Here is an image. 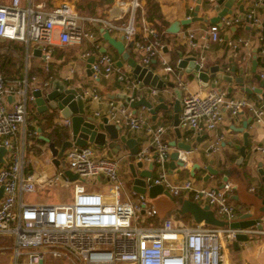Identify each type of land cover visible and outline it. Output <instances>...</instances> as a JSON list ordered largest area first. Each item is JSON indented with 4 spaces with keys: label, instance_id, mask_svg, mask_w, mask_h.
<instances>
[{
    "label": "built area",
    "instance_id": "2783aa9c",
    "mask_svg": "<svg viewBox=\"0 0 264 264\" xmlns=\"http://www.w3.org/2000/svg\"><path fill=\"white\" fill-rule=\"evenodd\" d=\"M138 1L131 0L133 9L138 6ZM210 1L217 3L218 0ZM255 1L260 4L264 0ZM249 17L254 28L262 27L264 20L257 16ZM83 20L95 19L79 16L74 4L67 0H57L52 6H47L45 2L34 3V0H0V39L17 40L25 44V72L28 70L31 47L41 45L44 59H50L55 32L61 45L72 40H87L97 47L94 33L81 27ZM240 20L238 14L223 16L220 25L210 26V39L221 41L220 26L228 29ZM106 26L108 29L122 30L123 41L132 42L144 66L149 65L161 51L159 31L153 26H147L140 39H134L132 22L122 28L110 22H106ZM259 40L262 42L259 52L264 56V36L260 35ZM228 42L230 45L231 42ZM189 44L196 46L193 34L189 35ZM244 44L248 45V40ZM90 56L89 50L82 53L83 58ZM162 65L164 72L172 70L166 61ZM90 70L94 79L117 73L118 81L128 89L134 84L130 76L118 72L114 59L108 53L94 57ZM260 76L263 77L264 72ZM11 91L18 98L13 108L8 110L5 97ZM150 93L158 95L156 89H151ZM81 96L91 101L101 100L99 90L94 86L84 89ZM30 101H33V96L27 92L26 78L18 83L17 88H9L0 72V147L6 149L5 162L0 165V186L4 187L0 199V234L13 237L10 247L12 264H44L46 254L60 257L64 256L65 251L82 259L85 264H223L222 249L226 239H235L237 233H252L251 228L223 229L220 226L222 216L227 222L239 217L230 201L231 183L225 181L221 188L213 189L197 187L191 178L181 182H173L169 178L166 161L171 148L163 138L166 130L163 126L147 128L155 158L151 157L150 149L145 147L134 156L133 162H152L151 170L156 175L146 178L150 182L149 186L161 184L173 197L187 192L192 201L209 205L217 219L216 225L196 223L191 226L178 223L171 216L164 217L159 225H137V222H145L158 215L156 208L151 206L148 209L150 200L147 195L133 190L126 191L123 199L118 174L124 157L107 158L89 144L72 145L64 152L69 160V173L75 175L74 178L65 175L62 170L50 175L27 173L30 160L25 157V145L23 141L21 145L14 141L20 128L26 127ZM223 108L230 116H237L248 108L254 123H263L264 106L256 108L245 99L225 98L219 91H203L196 87L187 89L180 98L178 128L192 130L197 135L213 133ZM95 116L102 115L96 111ZM104 116L109 122L130 131L145 126L143 116L132 114L125 106L114 101L108 102ZM62 120L58 124L63 127L71 124L69 119ZM256 151L264 154V145H257ZM179 158L183 161L182 168H186V152L179 151ZM45 161L52 163L50 153ZM99 173L105 175L109 184L99 191L88 189L87 181ZM60 184L73 187L72 200L68 203L36 204L23 199L34 193L38 185L52 187Z\"/></svg>",
    "mask_w": 264,
    "mask_h": 264
},
{
    "label": "crops",
    "instance_id": "0c3cea01",
    "mask_svg": "<svg viewBox=\"0 0 264 264\" xmlns=\"http://www.w3.org/2000/svg\"><path fill=\"white\" fill-rule=\"evenodd\" d=\"M138 3V6L133 9L131 0H103L102 7L99 9L97 8L96 11L92 12L93 14L91 12L80 14L77 6H74L79 16L95 19L93 21L83 20L81 27L86 31L94 33L97 47L93 46V44L87 40H72L68 44L61 45L59 44L57 35V37H53L54 44L51 45L50 59L45 63L40 62L39 65V61L37 63L36 58L42 57L34 56L33 49L36 47H31L27 60L28 70L25 72L23 68L22 77L15 79V81H11L7 86L9 88H17L18 83L25 78L27 79V92L29 94H31L32 89L46 87L56 78L76 88L80 94L87 87L94 86L99 90L101 100L98 102L82 98L86 99L84 105L87 112L97 120L102 119L104 112L108 108L109 101H114L119 105L123 103L122 99L112 97L116 93L127 92L132 94L135 99L144 97L152 101L154 106L159 103V95L164 97V102H172L175 99L173 87H178L181 91V97L186 93L187 89L199 87L203 91H219L225 98L245 99L256 108L264 106L263 98L257 93L247 94L238 90H236V92L230 90V88L234 86V79L239 77L241 73L246 81H250L255 87L259 86V82L252 77V61L253 51L256 50V73L261 74L264 72V56L260 55L259 52L262 46L259 36H264V31H259L252 26L249 15L257 16L264 20V5H262V3L256 4L255 0H246L243 12L239 10L237 4H234L231 15L238 14L241 20L238 24L230 26L228 29L220 26L219 33L222 40L218 42H214L210 39L209 28L212 24L220 25V21L219 23L211 22L210 19L217 15L222 5L219 6L217 3H213L210 0H139ZM196 7H198L197 10ZM195 13L201 20L183 26L178 33H169L166 31L171 23L187 19L188 17L191 18ZM106 22H110L119 28L125 27L132 22L135 28L134 39L142 38L147 26L155 27L159 31L162 47L160 49L161 51L147 66L151 68L154 73L158 74L164 82L172 81L173 86H167L160 90L148 85L139 88L134 82L135 85H130L128 89L124 83L118 81L116 77L117 73H113L109 77H100L98 79H94L87 75L86 60L89 57L83 58L82 53L89 50L90 55L93 57H97L101 53L110 54L115 61L116 67L119 69L118 72L133 78L131 69L125 61V57L119 54L108 41L103 39V33L100 29L103 28L104 30H108L111 37L122 41L123 32L121 29H108ZM190 34L194 35V40L196 41L195 47L189 44ZM246 40H248V45L244 44ZM228 41L231 42L230 45ZM123 42L125 45V52L127 53L126 57L140 62V55L135 51L132 42ZM102 49H105V51L103 52ZM179 51L183 53V57L195 54L198 55V61H201L203 66L206 65V67L204 66L206 71H209L210 67L216 66L217 72L210 74V78L205 85L201 84V81L195 74H187L184 69L177 67ZM119 61L122 62L121 66L117 64ZM163 61H166L172 68L170 72H164L162 65ZM34 67H36V69L39 67L42 71L33 70ZM47 74L48 78L46 77ZM261 78H264V76ZM151 89H156L158 91V96L151 94ZM17 98L14 91L6 95L5 106L8 110L13 108ZM29 105L33 108L31 109L30 121L26 123L24 129L20 128L14 142L21 145L23 141L26 146L25 139L29 136L28 126H30L35 129L37 132L36 136H38L39 139H42L41 137H48L54 141L55 145L59 148L62 142L69 138L71 124L64 127L59 125L58 123L62 122L64 118L60 116L58 111L53 112L49 110L39 113L36 111L32 101L29 102ZM125 107L132 114L143 116L145 119V126L137 131H130L126 127H121L120 134H124L127 138L140 137L141 142L139 150L145 147L150 149L151 135L148 133L147 128L154 129L158 126H163L166 128L163 138L171 148L169 154L175 151V147L171 145L172 141L176 139V133L172 125V108L167 111L160 109L154 117L145 107H137L135 113L129 106L125 105ZM96 111H99L102 116H95ZM220 114L221 118L216 130L213 133H203L207 134V137L205 139L200 138V141H197L196 138L203 134L197 135L192 130L180 129L183 140L187 141L186 138H189V142L194 143L197 148L191 153L186 152V159L188 162L186 168H182V166L181 168L176 167V169H173L172 172L169 173L170 159H167L166 165L169 178L173 182H181L192 177L191 179L199 181L197 184L195 183V186L213 189L221 188L223 183L227 181L232 184V190L229 194L230 201L234 205L238 216L246 212H250L252 215H261L262 207L261 204H259L258 197H264V185L258 171L260 162L264 170V154L256 151V146L259 144L264 145V116L263 123L258 124L254 123L252 113L248 108H245L237 116H230L228 111L224 108L220 110ZM250 118L252 119L248 122L247 128L245 129L249 133V144L246 148L247 156L242 163L238 165L236 161L239 159L240 153L236 146L243 144V134L235 130L242 127V124L245 121L247 122ZM46 119L50 121V124ZM59 128L67 131L66 137H57L54 135L55 129L58 130ZM41 143L43 145L39 147H42L44 152L47 150L49 154L48 146L44 141L36 145ZM89 145L96 147L100 154H105L108 148V146L99 148L94 144ZM208 147H212V151L209 153L207 152ZM150 152L152 157L154 153L152 151ZM134 156L135 155L131 156L129 152L124 149H122L117 156L124 157V160L120 163V167L124 169V175L126 174L124 180L128 183H131L129 163L133 162ZM29 160L30 164H32L33 161L31 157ZM35 163L36 162H34L35 168L29 166L27 168V173L33 172L50 175L55 172L56 166L53 162L50 163L45 161L43 164L36 166ZM149 163L150 162H143L141 169H148ZM141 169L138 168L137 171L140 172L142 171ZM193 170L194 176L191 175ZM151 171L153 175H156L155 171ZM207 174L208 179L204 180L203 177ZM195 176H199L200 179H196ZM224 177H227V180H224ZM44 187L46 186L38 185L34 193L23 197L24 201L27 203L52 205L68 203L72 199L71 195L68 201L66 198L63 199L59 191L54 195L55 189H59L57 186ZM130 190H132V188ZM178 198L190 199V195L187 192H183ZM148 199L158 212L156 217L157 223L155 219H151L149 221L151 225H159L160 220L168 216L173 217L178 223H185L191 226L196 224L189 214H185L189 215L186 221L179 222L180 220H177L176 217L173 216L174 212L177 213L176 207H179L178 204H175V202L171 201V199L165 195L159 194L154 199ZM202 205H206V203ZM177 215L179 216L178 213ZM205 225L206 224H204V226ZM247 235V241H237L233 239V243L231 244H228L227 241L225 242L222 249L224 254L223 264H264V223L263 231L252 229V233H247ZM6 238L11 241L9 245L11 247L13 237L0 234V239L5 240ZM10 247L9 251L12 252ZM11 260L12 254L6 257H1L0 255V264H12Z\"/></svg>",
    "mask_w": 264,
    "mask_h": 264
},
{
    "label": "water",
    "instance_id": "95a60500",
    "mask_svg": "<svg viewBox=\"0 0 264 264\" xmlns=\"http://www.w3.org/2000/svg\"><path fill=\"white\" fill-rule=\"evenodd\" d=\"M245 1L246 0H218L217 5H222V8L217 12L216 16L210 19V21L219 23L223 16L231 14L234 4H237L239 6V10L243 12ZM261 3L264 5V1ZM197 9L198 7H196V10ZM197 20H201V18L197 17L195 13L191 18L171 23L166 31L169 33H178L183 26ZM262 26L264 27V22ZM100 31L103 33V39L108 41V43L112 45L119 54H122L125 57V61L130 67L133 75L132 80L138 85L139 88H142L144 85H148L152 88H157L160 90L166 88L167 86H173L172 81L164 82L161 77L154 73L153 70L148 66H144L140 62L126 57L127 53L125 52V45L122 40L111 37L108 30L101 28ZM102 51L104 52L105 49H102ZM253 52L252 77L259 82V86L255 87L250 81H246L242 76L243 74L241 73L239 77L234 79V86L231 87L230 90L233 92L238 90L247 94L257 93L264 100V78H261L260 74L256 73V50ZM33 55L44 58L41 53V45H38V47L33 49ZM178 57L179 60L177 67L184 69L185 73L187 74H195L203 85L208 82L210 74L217 72L216 66L210 67L209 71H206L204 68L206 65L203 66L201 61H198L199 56L196 54L183 57V53L179 51ZM93 60V56L86 60V72L89 76H91L90 64L93 62ZM117 64L121 66L122 62L119 61ZM172 89L175 94V99L172 102L166 103L164 102V97L162 95H157L159 103L154 106L152 101L144 97L135 99L132 94L127 92L116 93L112 96L122 99V105L129 106L131 109H133L134 113L136 112L137 107L142 106L147 108L149 112L155 117L156 113L160 109L167 111L168 109L172 108V125L176 133V139L171 143V145L175 147V151L168 155V159H170L169 173H171L173 169H176V167L181 168L183 165V161L179 158V150L191 153L197 148L194 143L189 142V138H186L187 141H184L182 138V134L178 128L181 91L178 89V87H173ZM31 94L33 96L32 102L37 112L43 113L49 110L53 112L58 111L62 118L70 119L71 131L69 138L64 140L59 148L50 138L41 137L42 140L47 144L49 152L52 156V162L56 167H58L60 163L59 158L62 157L65 150L72 145L85 146L88 144H94L99 148H104L105 146H115L127 150L131 156L136 155L140 151V137L127 138L124 134H120L121 127L117 124L109 122L105 116L102 117L101 120H97L94 116L90 115L84 105L86 99H83L78 90L69 86L65 81H62L59 78L53 79L46 87L32 89ZM251 119L252 118L248 119L247 122L245 121L242 124V127L235 130L243 134V144L236 146L240 153V157L236 161L238 165H240L247 156L246 148L249 144V133L245 129L247 128V124ZM206 137L207 134H203L202 136H198L196 140L200 141V138L205 139ZM149 148L150 151H154L152 146ZM211 151L212 147H208L207 152L209 153ZM5 153V147H0V165L5 162ZM152 158H155V154L152 155ZM261 165L262 163L260 162L258 172L262 177L264 185V170L262 169ZM142 166L143 162L141 161L129 163L132 190L136 193L147 195V197L150 199H154L157 195L163 194L169 199L173 200V196L168 190L163 189L161 184L149 186L150 182L147 181L146 178L152 176V162L149 163L148 169L142 170ZM138 168L142 171L138 172ZM191 175H195L194 170ZM68 176L74 178L75 175L68 173ZM195 178L200 179L199 176H195ZM203 179H208V174L205 175ZM224 180H227V177H224ZM3 193L4 187L0 186V199L3 196ZM258 199L259 204H261L262 207L261 215H252L250 212L243 213L236 220L227 222L228 228H251L262 231L264 221V197L259 196ZM178 206L179 207H176V210L179 215L189 214L196 223H204L206 225L212 226L218 223L213 210L207 204L202 205L201 201H192L190 199L178 198ZM235 239L237 241H247L248 235L246 233H237Z\"/></svg>",
    "mask_w": 264,
    "mask_h": 264
},
{
    "label": "rangeland",
    "instance_id": "374dc122",
    "mask_svg": "<svg viewBox=\"0 0 264 264\" xmlns=\"http://www.w3.org/2000/svg\"><path fill=\"white\" fill-rule=\"evenodd\" d=\"M45 2L47 6H52L54 4L55 1L57 0H34V3L36 2ZM67 1H70V2H73L74 6H77L78 8V12L80 14L82 13H92L94 11L97 10V8L99 9L100 7H102L103 5V0H67ZM76 2V3H75ZM93 14V13H92ZM54 37H57V34L55 32L54 34ZM37 59V63L39 61V65H40V62H43L45 63L46 60L44 58H36ZM23 70V69H22ZM31 109L32 106L29 105V108H28V114H27V122L30 121V118H31ZM229 113V112H228ZM230 114V113H229ZM37 143H40V142H36L34 138H31V137H26L25 139V157L26 159L28 160L30 157L32 158V164H30V166H32V168H35L34 167V162L35 163V166L36 165H40V164H43L45 162V158L49 156L47 150L44 152L42 150V147L40 148L39 146L43 145L42 143L39 144V145H36ZM122 151L121 148H118V147H108L105 151V154L101 153L103 156L107 157V158H116L118 156V154ZM60 159V165L58 167L55 168V171H59V170H62L64 171L65 175H68L69 173V160L65 157V155H63L62 157L59 158ZM124 169L122 167H120L119 169V174H118V178H119V181L121 182V185H122V189H121V194H122V198L125 199V195L124 193L126 191H130V187H131V183L129 182H126L124 180L126 174L124 175ZM192 178V177H191ZM192 182L193 184L195 185V183L197 184L199 181L195 180V179H192ZM87 184L89 185V188L88 189H93V190H101L105 185L109 184V182L105 179V175L103 173H99L98 175H95V176H92L89 181H87ZM54 187V186H52ZM57 187L60 189H55V193L54 195L57 194V192L59 191V194L62 195V198L65 199L68 201L70 195L72 196L73 194V187L72 185H70L69 187H66L64 184H60V185H57ZM46 188V187H44ZM58 194V195H59ZM52 195V194H51ZM60 195V196H61ZM72 200V199H71ZM173 202H175V204H178V197H173V200H171ZM152 206V203H150V201L148 202V209H150ZM169 206V205H168ZM171 207V206H170ZM170 207H167V208H170ZM173 216L176 217L177 220H180L179 222H184L186 221V219H188L189 215H177L176 212H174ZM150 222H149V219H147L145 222H137V225L139 226H147L149 225ZM185 224V223H183ZM206 226V225H205ZM220 226L223 228V229H227L228 228V224H227V221L226 219L222 216L221 217V220H220ZM7 239V238H6ZM2 240L0 239V246L2 247L0 249V255L1 257L4 256L6 257L7 255L11 254V251H9V245H10V242L9 239L7 240ZM227 243L228 244H231L233 243V240H230V239H226ZM44 264H85V261H83L82 259L80 258H77L75 257L73 254L65 251L64 252V256H60V257H54L52 256L51 254H46L45 257H44Z\"/></svg>",
    "mask_w": 264,
    "mask_h": 264
},
{
    "label": "trees",
    "instance_id": "16d2710c",
    "mask_svg": "<svg viewBox=\"0 0 264 264\" xmlns=\"http://www.w3.org/2000/svg\"><path fill=\"white\" fill-rule=\"evenodd\" d=\"M257 30L263 32L264 27L258 28ZM25 53H26V46L22 41L0 39V72L2 73L7 84L10 83L11 81H15V79L22 77V69L24 68ZM34 69H36V67H34L33 70ZM36 70L39 72L42 71V69L39 67ZM46 77L48 78V74L46 75ZM47 121L50 124V121L49 120ZM59 129L58 130L55 129L54 135H56L57 137L59 136L66 137L67 131L62 130L61 128ZM34 131L35 129L33 127L28 126L29 137L34 138L36 142H43L42 139H39L38 136L33 134ZM156 217L157 215L151 217L149 221L151 219L156 220ZM155 222L157 223V220ZM159 223H161V220Z\"/></svg>",
    "mask_w": 264,
    "mask_h": 264
}]
</instances>
